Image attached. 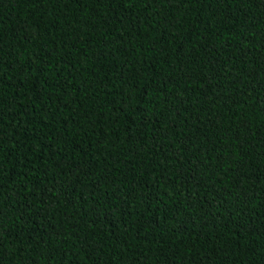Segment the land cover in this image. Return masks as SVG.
Here are the masks:
<instances>
[{"label": "trees", "instance_id": "trees-1", "mask_svg": "<svg viewBox=\"0 0 264 264\" xmlns=\"http://www.w3.org/2000/svg\"><path fill=\"white\" fill-rule=\"evenodd\" d=\"M0 264H264V0H0Z\"/></svg>", "mask_w": 264, "mask_h": 264}]
</instances>
